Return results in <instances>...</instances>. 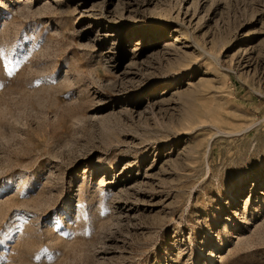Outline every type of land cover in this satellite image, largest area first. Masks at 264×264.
<instances>
[{
	"label": "rangeland",
	"instance_id": "obj_1",
	"mask_svg": "<svg viewBox=\"0 0 264 264\" xmlns=\"http://www.w3.org/2000/svg\"><path fill=\"white\" fill-rule=\"evenodd\" d=\"M0 264H264V0H0Z\"/></svg>",
	"mask_w": 264,
	"mask_h": 264
},
{
	"label": "bare ground",
	"instance_id": "obj_2",
	"mask_svg": "<svg viewBox=\"0 0 264 264\" xmlns=\"http://www.w3.org/2000/svg\"><path fill=\"white\" fill-rule=\"evenodd\" d=\"M2 7H4V4H2ZM103 175V174H102ZM101 176V175H100Z\"/></svg>",
	"mask_w": 264,
	"mask_h": 264
}]
</instances>
